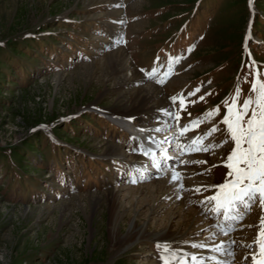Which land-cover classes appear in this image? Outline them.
I'll use <instances>...</instances> for the list:
<instances>
[{
  "label": "rangeland",
  "instance_id": "1",
  "mask_svg": "<svg viewBox=\"0 0 264 264\" xmlns=\"http://www.w3.org/2000/svg\"><path fill=\"white\" fill-rule=\"evenodd\" d=\"M117 56L136 75L122 64L111 69ZM257 72L264 81V0H0V264H164L158 237L123 242L132 211L143 223L154 207L140 195L128 197V189L154 191L158 181L152 165L144 175L133 170L138 137L114 116L149 123L152 115L138 112L142 95H131L156 87L162 94L156 109L165 112L157 114L182 124L202 121L189 132L204 137L201 147L209 150L191 153L189 165L222 183L234 147L222 121L237 90L240 104L248 98ZM125 75L135 78L132 85L120 83ZM7 159L12 165L4 168ZM197 176L189 180L201 181ZM115 189L128 210L117 236L109 211ZM216 192L188 189L185 215L158 203L162 213L149 221L150 230L171 218L172 231L186 234V215ZM258 207L232 222L227 235L210 236L202 221L184 240H250L256 228L247 225L256 223Z\"/></svg>",
  "mask_w": 264,
  "mask_h": 264
},
{
  "label": "bare ground",
  "instance_id": "2",
  "mask_svg": "<svg viewBox=\"0 0 264 264\" xmlns=\"http://www.w3.org/2000/svg\"><path fill=\"white\" fill-rule=\"evenodd\" d=\"M121 64L123 65L121 70L129 69L132 77L136 75V70L132 69V65L124 56L112 57L109 60V67H111V69L115 68L116 71H119L116 67ZM134 79L135 78H129L125 75L124 79H122L120 83H123L124 86H130L132 85ZM156 89V87L144 85L139 88L137 92H135V95H131L133 98H137L142 95L141 99L143 102L141 103L142 106L138 108V112H144L145 114H148L147 116L152 115L149 123L146 119V122L141 125H133L128 118L123 119L121 116H114V119L118 121L120 126H122L127 133L137 135L138 137L137 147L139 146V148H137V151L140 155L137 162L132 165L133 170L137 171L141 175H144L148 172L147 165H152L154 168L152 171L154 174L153 178L158 181V183L152 187L154 191L149 188L147 189V186L145 187L143 185L139 186L137 191L128 189V197L140 195L139 198L153 202L154 207L151 206L150 216L152 218L148 221L146 220L145 222L142 221L143 223L138 220V209L132 211L129 223L130 228L123 242L132 243L147 234L145 238L148 240L149 238L152 239L156 236L163 244H167L170 248L172 247L180 250L181 254H196L197 256L202 257L204 259V264H226V262H230V264H251V256L248 257L247 261L244 259L249 250L243 245L251 244L259 231V223L257 220L260 221L261 216L264 215V209H262L260 205L258 207L259 215L255 220L256 223L253 225L256 228L254 230L256 235H254L251 239L249 238L250 240H239L236 238L237 236H232V238L227 241L225 240L224 242L216 243H196L194 241L184 240L185 237H191L194 235L195 231H197L195 228L201 227L203 224L202 221H205V224L208 223L209 227L206 229L210 231V236L220 232L222 227L225 231H229V227H226L228 224L231 226V223L234 221L225 222L224 219L217 220L215 212L210 211V209L214 207V202H209L207 206H200L194 214L186 215L188 220L187 222L184 220L182 223L183 226H190V229L186 232V234L180 233L182 229L172 231L171 218L161 226L156 225L154 232L150 230L151 226L149 225V221H151V219L155 220L157 216L159 217L162 213V211H159L160 209H158V203L160 206L174 207V209L172 208L174 211L173 215L180 214L181 212H185L187 210L185 202L189 199L185 196V192L188 189L196 190L198 188L202 189L203 187H212V185L220 184L212 182L205 174H202V171L195 172L191 169L189 165L190 155L196 151L191 152L190 149L197 146L193 143L197 137L190 134L189 131L192 128L190 124H182L179 123V121H169L167 119V115L156 113L160 110L156 108L162 100L161 91ZM160 111L164 112L163 110ZM169 127H171L170 131L173 130L170 134L167 136L161 134L165 128ZM185 127L189 128L186 132L184 131ZM157 129H160V131H157ZM156 133H159L160 136H157ZM201 146L202 144L200 147ZM175 173L180 174L181 178L179 180L172 179ZM152 175H148L147 177L151 179ZM192 175H194L196 180H198L197 175H200L199 179L201 178L202 180L197 181L196 183L193 180H189V177H192ZM133 181L135 180L132 179L130 183H135ZM137 181L140 180L138 179ZM109 196L110 223L112 225L113 234L117 236L122 219L128 212L127 207L122 203V199L126 196L121 195V191L119 189H115V191L111 192ZM188 197L191 198L190 196ZM193 201L195 202V199H193ZM133 203L134 202H132L131 205ZM186 213L187 212H185L184 215ZM232 241H235V243H232ZM193 243L204 244L206 247L193 248L191 246ZM217 247H221L222 250L216 251L215 249ZM254 248L255 251H258V246L254 245ZM229 252H235V256L233 257L232 255H229Z\"/></svg>",
  "mask_w": 264,
  "mask_h": 264
},
{
  "label": "snow or ice",
  "instance_id": "3",
  "mask_svg": "<svg viewBox=\"0 0 264 264\" xmlns=\"http://www.w3.org/2000/svg\"><path fill=\"white\" fill-rule=\"evenodd\" d=\"M149 75H154V73ZM259 77L260 73L257 72L250 89V95L243 104L239 103L240 90H237L222 121L227 126L234 147L225 162V167L229 169L226 179L220 184L212 185L217 189V192L206 199L208 202H214V207L210 211L221 213L225 221H242L257 202L264 209V81ZM173 99L175 100V98ZM181 103L183 104V101ZM218 112L219 108L214 112L207 113L206 118H210ZM200 123H202L200 120L193 121L191 127H198ZM188 130L189 128L185 127L184 131ZM217 130V128H213L211 132ZM203 139L205 138L197 137L193 141L197 146L190 150L208 151L207 147H200ZM228 142V140L224 141V143ZM192 163H205V161H192ZM180 178L179 173H175L172 177L173 180ZM196 191L199 192L200 189L198 188ZM247 227L251 228L253 225H247ZM258 228L259 231L253 242L243 245L249 250L244 259L247 261L251 256V264H264V215L260 218ZM228 230L234 229L230 226ZM221 231L227 235V231L223 227ZM254 245L258 246V251L254 250ZM191 246L193 248L206 247L204 244L195 243ZM157 247L165 254L161 256L164 264H204V259L196 254H181L180 250L172 249L167 244H158ZM215 250L221 251L222 248L217 247ZM229 255L234 257L235 252H229ZM226 264H230V262H226Z\"/></svg>",
  "mask_w": 264,
  "mask_h": 264
},
{
  "label": "trees",
  "instance_id": "4",
  "mask_svg": "<svg viewBox=\"0 0 264 264\" xmlns=\"http://www.w3.org/2000/svg\"><path fill=\"white\" fill-rule=\"evenodd\" d=\"M42 137H47V136H46V135H43V136H41V138H42ZM33 145H34V144H33ZM33 145L28 144V147H31V148H32ZM11 153L14 155L15 158H16L17 155H18V153H16V152H15V153H14V152H11ZM14 157H13V158H14ZM15 158H14V160L16 161ZM5 163H6V165H4V168L7 167V166H9L8 164H11V165H12V163H11L10 160H8V159L5 160Z\"/></svg>",
  "mask_w": 264,
  "mask_h": 264
}]
</instances>
